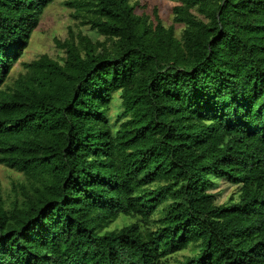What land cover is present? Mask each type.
<instances>
[{
    "label": "trees",
    "instance_id": "trees-1",
    "mask_svg": "<svg viewBox=\"0 0 264 264\" xmlns=\"http://www.w3.org/2000/svg\"><path fill=\"white\" fill-rule=\"evenodd\" d=\"M54 2L0 0V264H264V0H66L10 81Z\"/></svg>",
    "mask_w": 264,
    "mask_h": 264
},
{
    "label": "rangeland",
    "instance_id": "rangeland-1",
    "mask_svg": "<svg viewBox=\"0 0 264 264\" xmlns=\"http://www.w3.org/2000/svg\"><path fill=\"white\" fill-rule=\"evenodd\" d=\"M66 0H55L43 14L39 27L34 31L27 49L19 61L15 64L13 72H11L10 81L16 79L21 71L23 64L29 63L38 59L40 56L47 54L52 58L59 56V50L56 47L55 39L64 41L69 35V28L72 27L75 31L79 30L89 36L93 41L101 40L102 37L97 31L88 26H80L78 28L77 21L72 17L70 9L65 6ZM141 5H147V12L151 14L154 8H157L160 19L165 26L173 24V8L179 3V0H137ZM142 10H139L140 13ZM181 27L177 26V34H180ZM63 54V53H62ZM18 174L15 171L5 168L0 165V181L4 188L8 190L12 180L17 178ZM220 192L218 196V204H222L229 200L234 193V188L225 182L220 183V188L216 191ZM123 220L117 221L114 226H120Z\"/></svg>",
    "mask_w": 264,
    "mask_h": 264
}]
</instances>
